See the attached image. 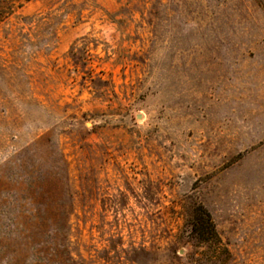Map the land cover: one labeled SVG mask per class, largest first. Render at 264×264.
Wrapping results in <instances>:
<instances>
[{"label":"rangeland","instance_id":"374dc122","mask_svg":"<svg viewBox=\"0 0 264 264\" xmlns=\"http://www.w3.org/2000/svg\"><path fill=\"white\" fill-rule=\"evenodd\" d=\"M0 264H264V0L7 9Z\"/></svg>","mask_w":264,"mask_h":264},{"label":"trees","instance_id":"16d2710c","mask_svg":"<svg viewBox=\"0 0 264 264\" xmlns=\"http://www.w3.org/2000/svg\"><path fill=\"white\" fill-rule=\"evenodd\" d=\"M28 0H0V18L5 14V11L14 4H21ZM193 232L196 234V239L200 242L214 243L216 233L208 213L204 216H197L194 218Z\"/></svg>","mask_w":264,"mask_h":264}]
</instances>
